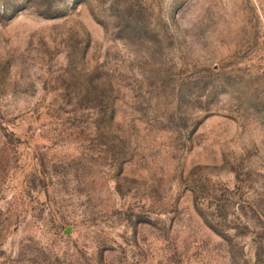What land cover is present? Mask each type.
<instances>
[{"label":"rangeland","instance_id":"rangeland-1","mask_svg":"<svg viewBox=\"0 0 264 264\" xmlns=\"http://www.w3.org/2000/svg\"><path fill=\"white\" fill-rule=\"evenodd\" d=\"M0 264H264V0H0Z\"/></svg>","mask_w":264,"mask_h":264}]
</instances>
